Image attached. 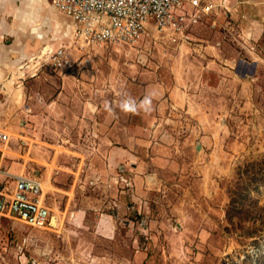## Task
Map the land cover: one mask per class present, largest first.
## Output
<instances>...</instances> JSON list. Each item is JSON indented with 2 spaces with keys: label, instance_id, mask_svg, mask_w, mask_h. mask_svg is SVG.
I'll return each mask as SVG.
<instances>
[{
  "label": "rangeland",
  "instance_id": "374dc122",
  "mask_svg": "<svg viewBox=\"0 0 264 264\" xmlns=\"http://www.w3.org/2000/svg\"><path fill=\"white\" fill-rule=\"evenodd\" d=\"M228 3L187 45L109 44L73 76L44 52L73 42L52 1L0 0L12 35L0 50L2 167L40 178L60 219L44 230L0 216V264H264V220L251 214L264 181L231 203L264 172V0ZM149 93L150 112L119 108ZM125 147L160 180L146 212L132 202L143 180L123 167L134 159L113 152Z\"/></svg>",
  "mask_w": 264,
  "mask_h": 264
},
{
  "label": "built area",
  "instance_id": "2783aa9c",
  "mask_svg": "<svg viewBox=\"0 0 264 264\" xmlns=\"http://www.w3.org/2000/svg\"><path fill=\"white\" fill-rule=\"evenodd\" d=\"M51 1L68 19L73 42L48 50L47 58L55 70L73 76L90 66L96 49L114 43L187 45L193 29L204 22L216 24L219 12L229 11L228 0ZM0 140L7 143L8 135L0 133ZM2 160L0 153V216L15 218L34 229H55L40 179L7 173Z\"/></svg>",
  "mask_w": 264,
  "mask_h": 264
},
{
  "label": "crops",
  "instance_id": "0c3cea01",
  "mask_svg": "<svg viewBox=\"0 0 264 264\" xmlns=\"http://www.w3.org/2000/svg\"><path fill=\"white\" fill-rule=\"evenodd\" d=\"M67 29L68 30H72V28L69 25H68ZM7 32H8L7 29L0 28V50H2L3 52L4 51L6 52V50H7L6 46L3 44V40L6 38V36H12L10 33L8 35ZM13 36H14V34H13ZM49 49L50 48H48V47L45 48L44 52H47V50H49ZM129 149H127V148L124 149L123 148L122 152L115 151V150L113 151V149H112V151L114 152V154H119L123 158H126V159L127 158H132V159H134L135 163H129L126 166L123 165V167L126 168V170H129V175H130L129 177L132 178L133 183L137 184L140 179L143 180V182H142L143 188L142 189H140V188L139 189L138 188L132 189V191H133V193H132V202L136 203V205L138 204V208L136 206H134V207L137 208L139 213L146 212L147 207H149V202H148V200H146V198L148 197L149 194H151L149 190H152V189L156 188V187L147 186V184H149L148 182H150L152 184V186H154L155 183H157L156 186H159L160 185V180L158 178H155L154 177L155 174L150 173L149 171L146 173L147 176L145 174L143 176H140V173L146 170V167L143 164L144 162L141 161L140 158H138L137 156L133 155L132 151H130ZM5 152H6L5 154L8 153V151H5ZM113 161H116V160L113 158ZM127 166H129L130 168H127ZM4 171L7 172V173H11L13 175H16V172H10V171H6V170H4ZM44 183H45V185L48 184V180H45ZM42 186H43V183H42ZM55 187L57 189L59 188L58 186H55ZM58 218H59V216H58ZM59 223H60V219H59ZM145 255H146V257H148V254H145Z\"/></svg>",
  "mask_w": 264,
  "mask_h": 264
},
{
  "label": "trees",
  "instance_id": "16d2710c",
  "mask_svg": "<svg viewBox=\"0 0 264 264\" xmlns=\"http://www.w3.org/2000/svg\"><path fill=\"white\" fill-rule=\"evenodd\" d=\"M264 181V172L262 177L258 178L256 177V173L253 174L251 177L245 178L237 187V190L232 195L231 203L235 205L238 202H244V197H249L252 191L255 189H258L261 182ZM243 206L244 204L241 203ZM255 204V203H254ZM256 205V204H255ZM254 212L251 211V214H254L257 217H263L264 220V206H256L254 208ZM232 212L230 210L227 211L228 220H230L232 217ZM264 224V221L262 222ZM258 230V229H255ZM254 232V229H248L244 231V234H252Z\"/></svg>",
  "mask_w": 264,
  "mask_h": 264
},
{
  "label": "clouds",
  "instance_id": "9594fccd",
  "mask_svg": "<svg viewBox=\"0 0 264 264\" xmlns=\"http://www.w3.org/2000/svg\"><path fill=\"white\" fill-rule=\"evenodd\" d=\"M153 104V94L149 93L144 96V98L137 103V101L128 96L126 99H123L119 103V108L125 113H137L140 110L144 112H150L152 110ZM106 109L110 113L113 112V109L106 104Z\"/></svg>",
  "mask_w": 264,
  "mask_h": 264
},
{
  "label": "bare ground",
  "instance_id": "6f19581e",
  "mask_svg": "<svg viewBox=\"0 0 264 264\" xmlns=\"http://www.w3.org/2000/svg\"><path fill=\"white\" fill-rule=\"evenodd\" d=\"M72 31V30H71ZM50 50V49H49ZM12 82V81H11ZM6 86V85H5ZM21 94V93H20ZM52 225L53 227H57L58 225L60 226V223H59V218H58V215L57 214H54L53 215V219H52Z\"/></svg>",
  "mask_w": 264,
  "mask_h": 264
}]
</instances>
